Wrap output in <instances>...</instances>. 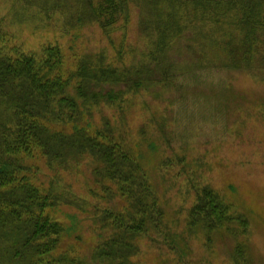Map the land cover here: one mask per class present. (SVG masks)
<instances>
[{"label":"rangeland","instance_id":"obj_1","mask_svg":"<svg viewBox=\"0 0 264 264\" xmlns=\"http://www.w3.org/2000/svg\"><path fill=\"white\" fill-rule=\"evenodd\" d=\"M80 4L0 0V28L6 47L14 43L39 54L44 45L58 44L69 69L82 56L119 67L142 65L152 47H163L159 60L171 72L169 81L129 93L122 114L113 105L94 106V117L83 123L101 130L105 117L122 129L123 144L144 165L162 208L159 226L135 238L133 264H264V41L251 61L235 62L224 47L238 33L235 14L224 16L214 2L131 0L126 26L119 16L109 35ZM216 13L220 21L207 19ZM158 21H167L163 31ZM92 162L85 157L60 171V184L79 201L49 209L65 228L53 255L64 253L77 264H104L91 252L112 231L95 223L96 207L125 205L117 194L104 197ZM23 164L30 167L23 173L42 187L55 176L40 155L23 157ZM206 186L231 214L246 217L245 230L235 218L212 229L190 226L189 208Z\"/></svg>","mask_w":264,"mask_h":264},{"label":"trees","instance_id":"obj_2","mask_svg":"<svg viewBox=\"0 0 264 264\" xmlns=\"http://www.w3.org/2000/svg\"><path fill=\"white\" fill-rule=\"evenodd\" d=\"M190 1L214 2L222 5L224 16L235 14L238 33L224 47L235 62L251 61V52L264 41V0ZM78 2L84 16L95 20L106 35L114 30L119 16L122 26L129 20L131 0ZM217 14L207 19L220 21ZM167 21H158L162 31ZM233 38L238 41L231 43ZM7 40L0 28V264H77V258L64 253L53 255L65 228L49 209L78 203L76 194L61 185L58 177L85 157L94 161L92 173L104 197L117 194L125 200L117 209L96 207L95 223L111 227L112 232L93 247L91 258L104 264H133L132 256L138 251L135 238L147 233L149 226H159L162 208L144 165L123 144L122 129L105 117L101 130H89L83 123L94 117V106L113 105L122 114L129 93L169 81L171 72L159 60L163 47H152L142 65L119 67L82 56L69 69L58 44H46L37 54L22 51L14 43L6 47ZM157 72L161 75L156 76ZM36 155L45 159L55 175L46 188L23 173L30 171L23 157ZM188 218L191 227L203 224L210 229L235 218L245 230L248 222L241 213L231 214L208 186L197 191ZM237 253L243 261L239 246Z\"/></svg>","mask_w":264,"mask_h":264}]
</instances>
